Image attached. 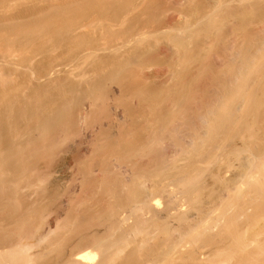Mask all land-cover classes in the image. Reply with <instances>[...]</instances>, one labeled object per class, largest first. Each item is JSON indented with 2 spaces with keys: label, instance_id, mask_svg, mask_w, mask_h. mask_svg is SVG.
<instances>
[{
  "label": "bare ground",
  "instance_id": "1",
  "mask_svg": "<svg viewBox=\"0 0 264 264\" xmlns=\"http://www.w3.org/2000/svg\"><path fill=\"white\" fill-rule=\"evenodd\" d=\"M232 1L24 29L54 52L0 66V264H264V0Z\"/></svg>",
  "mask_w": 264,
  "mask_h": 264
},
{
  "label": "rangeland",
  "instance_id": "2",
  "mask_svg": "<svg viewBox=\"0 0 264 264\" xmlns=\"http://www.w3.org/2000/svg\"><path fill=\"white\" fill-rule=\"evenodd\" d=\"M50 1V2H49ZM66 1V2H65ZM113 0H106V2L108 3V4H110V6L112 5V4H115V5H112L111 7V9L113 10V8H115L116 7V9L117 8H119V6H120V12L119 13H116L115 15H113V14H111L110 16H112L113 17V20L115 19V21H113L115 24H113V25H115L116 27H112L113 29L114 28H117L118 30H122V29H125V30H127V28H128V30H131V28H132V30H134V31H138V29L140 30L141 28H143L142 29V31L143 30H147V29H149V28H151V26H152V23H157L156 25H158L159 23H161L162 21H164V23H165V21H166V19L164 20V18L165 17H169L170 16V14H173V12H175V10L177 11V12H179V11H182V9H184V11H183V13H185V15H186V13L188 14L189 12L188 11H190L189 10V5H187L188 7V11L187 10H185V8H186V5H174V4H172V3H170V2H168V0H122V2H126L125 4H127L126 6H129L130 4V6L131 7H126L127 9L128 8H131L130 10L128 9H125V7H121V6H124L125 4L123 3V5H122V2H121V0H114L113 2H112ZM128 1H130V2H128ZM166 1V2H165ZM234 1V2H233ZM232 1V3H236V6H237V2H239V1H243V2H246L247 0H233ZM249 1L250 0H248L247 2L249 3ZM252 1V0H251ZM255 1V0H254ZM61 2H63V3H61ZM75 4H74V3ZM82 2V3H81ZM87 2H89V0H0V46H2V48L0 47V49H2V50H0V53H1V51H4V50H6V51H4L5 53L8 51L10 54L7 56V58H5L6 57V55L7 54H5V56H4V54H0L1 56H0V63L2 64H0V66L2 67V69H4L5 71H8V70H6V68H8V69H10L11 70V68H10V66L12 67V65H13V67H25L24 69L22 68V69H20L19 68V70H26V71H28L30 68H28V66L30 65L31 66V64L33 65L34 64V62H37L36 60L38 59H41L42 58V55L41 54H46V52L47 53H51L52 52V45H51V47L50 48H48L47 46V48L50 50L49 52L48 51H45L44 50V52L42 53V51L41 50H43V49H38V47L40 46V45H37L38 44V40H37V43H35L36 42V40H34L33 41V43H35V44H33L34 46H32V47H30L31 45V43L29 42V45H26L25 46V41H23L22 39H24V38H22L21 39V37H23V36H26V35H24V34H27L25 31H24V29H27V28H32V27H34L33 29H31L32 30V32H34L33 34L34 35H39L40 36V34L43 32V30H42V28L40 29V30H42V32L39 30V33H38V30H35V28H36V26L35 25H37V26H39L38 25V23H41V22H45L46 20V18H47V21L46 22H50L49 21V19H51V23L53 22V24H57V22H58V24H60L61 22L62 23H67V21H68V23L67 24H69V22H70V24L72 23L71 21L72 20H74V17H75V19H77L76 17H78V18H80L81 19V21H83L84 19L85 20H88L89 19V21L88 22H90L91 20L90 19H92V18H94L97 14L96 13H91V15L92 16H86V17H84V19L82 20V16H80V15H78V13H80V11H82V9L79 7V5L80 4H82V6H85V3L88 5V3ZM115 2V3H114ZM141 2V3H140ZM149 2V3H148ZM243 2H241L242 4H243ZM46 3V4H45ZM117 3V4H116ZM128 3H130V4H128ZM241 3L239 2V4L238 5H241ZM55 4H56V6H55ZM58 4H59V6H58ZM79 4V5H78ZM155 4V5H154ZM158 4V5H157ZM54 5V6H53ZM62 5H63V7H62ZM68 5V6H67ZM72 5V6H71ZM86 5V7H88ZM231 5H233V4H231ZM65 6V7H64ZM74 6V7H73ZM76 6H77V8H76ZM81 6V5H80ZM110 6L108 5L107 6V9H110ZM39 7V8H38ZM60 7V8H59ZM70 7V8H69ZM78 7H79V9H78ZM166 7V8H165ZM59 8V9H58ZM62 8V9H61ZM69 8V9H68ZM124 9V11H123V9ZM138 8V9H137ZM147 8V9H146ZM170 10H169V9ZM179 8V9H178ZM186 8V9H187ZM63 9H65V10H63ZM77 10L78 9V11H75V10ZM81 9V10H80ZM122 9V10H121ZM134 9V10H133ZM154 9V10H153ZM167 9V10H166ZM24 10V11H23ZM39 10V11H38ZM55 10V11H54ZM112 10H109L110 12H112ZM126 10H127V12H126ZM151 10V11H150ZM37 11V12H36ZM57 11V12H56ZM60 11H62V12H60ZM69 11H71V13L69 12ZM73 11V12H72ZM75 11V12H74ZM114 11V10H113ZM119 10L117 9V12H118ZM128 11H129V13H128ZM186 11V12H185ZM53 12V13H52ZM124 12V13H123ZM161 12H162V14H164V15H162L161 14ZM172 12V13H171ZM176 12V13H177ZM62 15H60V14ZM68 15H67V14ZM72 13H73V16H72ZM98 14H99V12H97ZM167 13V14H166ZM57 14V15H56ZM76 16H75V15ZM94 14H96V15H94ZM108 14H109V12H108ZM119 14V15H118ZM122 16H121V15ZM129 14V15H128ZM153 14H155V15H153ZM157 14V15H156ZM166 14V15H165ZM23 15V16H22ZM42 15V16H41ZM52 15V16H51ZM56 15V16H55ZM78 15V16H77ZM127 15V16H126ZM189 15V17L191 16V14H188ZM40 18H39V17ZM55 16V17H54ZM59 16H61V17H59ZM63 16H64V18H65V22H64V19H63ZM65 16H67V17H65ZM72 16V17H71ZM99 15H97L96 17H95V21H96V19H97V17H98ZM109 16V17H110ZM155 16V17H154ZM157 16V17H156ZM165 16V17H164ZM46 17V18H45ZM52 17V18H51ZM53 17H54V19H53ZM60 18L61 20H59L58 18ZM73 18V19H69V18ZM82 17V18H81ZM161 18V20H160V18ZM192 17V16H191ZM20 18V19H19ZM30 18V19H29ZM38 18V19H37ZM45 18V19H44ZM49 18V19H48ZM68 18V20H66ZM119 18V19H118ZM154 18H156V20L154 19ZM39 19H40V22H39ZM41 19H43V20H41ZM56 19V20H55ZM80 19H77V20H80ZM99 19V18H98ZM118 19V20H117ZM53 20H55V23H54V21ZM58 20V21H57ZM124 20V21H123ZM140 20V21H139ZM37 21H38V23H37ZM95 21L93 22V23H95ZM154 21V22H153ZM156 21V22H155ZM34 22V25L32 24ZM37 24H36V23ZM87 22V21H86ZM92 22H91V24H92ZM97 22V21H96ZM126 22V23H125ZM152 22V23H151ZM163 23V22H162ZM42 24V23H41ZM90 24V23H89ZM96 24L98 25V22L97 23H95V25L94 24H92L93 26H90V28L88 29V33L86 32V30H87V27H85L86 29H84V28H82V31L80 32L81 33V36L82 35H85V38H86V35H87V38H90L91 36H93V37H95L94 35H97V33L99 32V26L98 27H96V28H94V26H96ZM117 24V25H116ZM32 25V26H31ZM132 25V26H131ZM150 25V26H149ZM155 25V26H156ZM159 25H161V24H159ZM158 25V26H159ZM30 26V27H29ZM124 26V27H123ZM154 26V25H153ZM152 26V27H153ZM17 27V28H16ZM120 27V28H119ZM131 27V28H130ZM40 28V27H39ZM93 28L95 29V32H94V30H93ZM23 29V30H22ZM30 29H27V31L28 30H30ZM30 30V31H31ZM34 30V31H33ZM92 30V31H91ZM116 30V29H115ZM118 30H116V33H115V31L113 30V32L115 33V34H118L119 32H123V30L122 31H119L118 32ZM23 31H24V33H23ZM36 31H37V33H36ZM141 31V32H142ZM84 32H86L87 34H85ZM97 32V33H96ZM118 32V33H117ZM83 33V34H82ZM90 33V34H89ZM91 33H93L94 35H92ZM22 34V35H21ZM88 34L89 35H91V36H88ZM37 37V36H36ZM84 37V36H83ZM106 37H108L109 39H110V35L108 34ZM107 38V39H108ZM21 39V40H20ZM107 39H104L105 41H108ZM112 39V38H111ZM25 42L24 43V46H23V44L20 42ZM103 40V41H104ZM110 41V40H109ZM22 44H20V43ZM19 43V44H18ZM49 43L51 44V42L49 41ZM49 43H46L47 45H49L50 46V44ZM11 46H10V45ZM27 44V43H26ZM5 45H8L7 47L5 46ZM20 45V46H19ZM35 45H37L38 47L36 48L35 47ZM45 45V44H44ZM44 45H41L40 47H42V48H44ZM32 49H34L35 48V50H29V47ZM6 47V48H5ZM9 47V48H8ZM23 47V48H22ZM46 47L44 48V49H46ZM5 48V49H4ZM28 48V49H27ZM4 49V50H3ZM12 49V50H11ZM20 49H21V51H20ZM37 49V50H36ZM47 50V49H46ZM36 52V53H35ZM41 52V53H40ZM54 52V51H53ZM52 52V53H53ZM14 55H13V54ZM16 53V54H15ZM22 53V54H21ZM31 53V54H30ZM49 53V54H50ZM20 54V55H19ZM33 54V55H32ZM49 54H47V55H49ZM37 55V56H36ZM39 55V56H38ZM17 56V57H16ZM33 56L35 57L34 58V60H33ZM43 56H45V55H43ZM10 57V58H9ZM36 57H37V59H36ZM39 57H41V58H39ZM4 58V59H3ZM45 58V57H44ZM2 61V62H1ZM28 61H31V62H28ZM12 62V63H11ZM30 63V64H29ZM8 64V66H6ZM3 65H5V66H3ZM10 65V66H9ZM19 65H21V66H19ZM26 65V66H25ZM6 67V68H5ZM12 67V68H13ZM16 67V68H17ZM1 72V71H0ZM6 73V72H5ZM207 172V171H206ZM208 173V172H207ZM204 174V173H203ZM206 174V173H205ZM207 176L209 175V173L208 174H206ZM204 176V175H203ZM202 176V177H203ZM209 176H212L211 174L209 175ZM214 178V177H213ZM213 178H211V177H207V178H205L206 180H204L203 182L206 184L207 182V184L205 185L204 184V190L206 191V193H205V191H201V195H199V198H201L202 199V201H204V197H206V199H205V202L206 201H208V198L207 197H211V194H214V193H217L219 190H220V188H218L219 187V185H217L218 184V182H217V184H214L213 182H215V180H212ZM209 179V180H208ZM211 181V182H210ZM216 183V182H215ZM208 185V186H207ZM215 187V188H214ZM207 188H211V189H213L214 190V192H213V190H209V189H207ZM216 188H218V189H216ZM207 189V190H206ZM218 190V191H217ZM208 192V193H207ZM205 193V194H204ZM203 194V195H202ZM201 196V197H200ZM204 196V197H203ZM199 198H198V200H199ZM185 199V198H184ZM200 199V200H201ZM186 200V202H187V199H185ZM210 200V199H209ZM159 201H161V200H159ZM186 202L184 203V200H183V202L182 203H184V205H186V208H184V205H183V209H188L187 207H188V204H186ZM201 202V201H200ZM201 203H203V202H201ZM190 206H192L191 204H189V208H190ZM194 208H195V206H194ZM196 209V208H195ZM189 210V209H188ZM187 210V211H188ZM189 211H191V210H189ZM194 210H192V212H193ZM195 212V211H194ZM264 216V215H263ZM264 218V217H263ZM262 218V220H260L259 222L260 223H258V224H260L261 226H263L262 225V223H261V221H263L264 219ZM264 224V223H263ZM257 224H255L254 226H253V228H250L249 227V232L251 233V231H258V229L257 228H260V226L258 227V225L256 226ZM256 226V227H255ZM254 227L256 228V230L254 229ZM261 229V228H260ZM261 236H263V235H261ZM204 245V244H203ZM203 245H201L202 247H204ZM209 245V244H208ZM207 244H206V246L205 247H209V250L211 251V249L210 248H212L211 247V245H209L208 246ZM201 247V248H202ZM205 247L203 248L204 249V251L203 250H200L201 252L203 251V252H205V250L207 249H205ZM214 247V246H213ZM197 249H198V247H196ZM199 249H200V247H199ZM212 250H213V248H212ZM207 251H208V249H207ZM206 254H208L207 252H205ZM179 259V258H178ZM180 261H182L181 259H180ZM179 260H177V258H176V261H174V263L175 262H180ZM167 262H165L164 264H166ZM163 264V263H162ZM168 264V263H167Z\"/></svg>",
  "mask_w": 264,
  "mask_h": 264
}]
</instances>
